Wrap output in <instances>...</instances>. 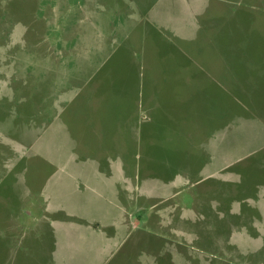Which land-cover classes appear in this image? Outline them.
I'll return each mask as SVG.
<instances>
[{
    "label": "rangeland",
    "instance_id": "rangeland-1",
    "mask_svg": "<svg viewBox=\"0 0 264 264\" xmlns=\"http://www.w3.org/2000/svg\"><path fill=\"white\" fill-rule=\"evenodd\" d=\"M0 264H264V0H0Z\"/></svg>",
    "mask_w": 264,
    "mask_h": 264
},
{
    "label": "crops",
    "instance_id": "crops-1",
    "mask_svg": "<svg viewBox=\"0 0 264 264\" xmlns=\"http://www.w3.org/2000/svg\"><path fill=\"white\" fill-rule=\"evenodd\" d=\"M94 229V228H93Z\"/></svg>",
    "mask_w": 264,
    "mask_h": 264
}]
</instances>
